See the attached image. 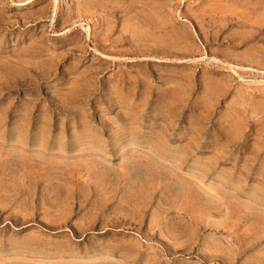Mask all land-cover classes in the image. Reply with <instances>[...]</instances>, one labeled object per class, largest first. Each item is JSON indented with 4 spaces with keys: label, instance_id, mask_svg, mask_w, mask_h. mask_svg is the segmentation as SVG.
Segmentation results:
<instances>
[{
    "label": "rangeland",
    "instance_id": "374dc122",
    "mask_svg": "<svg viewBox=\"0 0 264 264\" xmlns=\"http://www.w3.org/2000/svg\"><path fill=\"white\" fill-rule=\"evenodd\" d=\"M0 264H264V0H0Z\"/></svg>",
    "mask_w": 264,
    "mask_h": 264
},
{
    "label": "bare ground",
    "instance_id": "6f19581e",
    "mask_svg": "<svg viewBox=\"0 0 264 264\" xmlns=\"http://www.w3.org/2000/svg\"><path fill=\"white\" fill-rule=\"evenodd\" d=\"M88 2H89V1H88ZM147 12H148V11H147ZM148 13H149V12H148ZM149 14H150V13H149ZM144 16H146V15H144ZM147 16L149 17V15H147ZM146 18H147V17H146ZM146 18H145V19H146ZM149 18H150V17H149ZM147 20H148V19H147ZM149 20H150V19H149Z\"/></svg>",
    "mask_w": 264,
    "mask_h": 264
}]
</instances>
